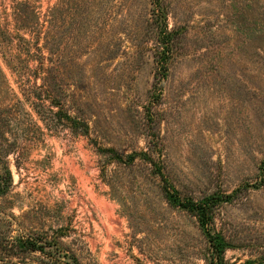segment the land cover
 Wrapping results in <instances>:
<instances>
[{
    "label": "rangeland",
    "instance_id": "1",
    "mask_svg": "<svg viewBox=\"0 0 264 264\" xmlns=\"http://www.w3.org/2000/svg\"><path fill=\"white\" fill-rule=\"evenodd\" d=\"M5 166L0 264H264V0H0Z\"/></svg>",
    "mask_w": 264,
    "mask_h": 264
},
{
    "label": "trees",
    "instance_id": "2",
    "mask_svg": "<svg viewBox=\"0 0 264 264\" xmlns=\"http://www.w3.org/2000/svg\"><path fill=\"white\" fill-rule=\"evenodd\" d=\"M61 114L62 113H60V115ZM62 118H65L69 122L74 121L68 115H65V117L63 116ZM75 122H78V121H75ZM4 169H5V172L0 173V195L4 194L8 190L11 184V171L6 166L4 167ZM176 200H177L176 202H179V204L182 207H184L185 209H187L188 211L196 215L202 228L208 234L211 245L214 249L215 256L217 257V259L220 260L221 254L223 252V245L220 242H217L214 240L213 236H211V234L209 233V229H208L209 224L214 218L213 208L217 203V199H215L214 197H208L204 200H199V201L192 200V199H186L182 201V199L180 198ZM16 244L19 246V249L22 251L36 250V249L43 250V247H41L38 244L37 240L33 238L32 239L30 238L29 239H19Z\"/></svg>",
    "mask_w": 264,
    "mask_h": 264
}]
</instances>
